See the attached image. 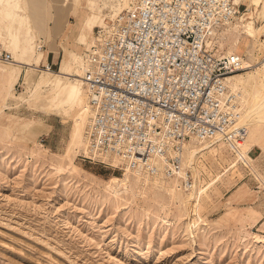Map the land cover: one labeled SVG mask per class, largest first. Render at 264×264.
I'll use <instances>...</instances> for the list:
<instances>
[{
  "label": "rangeland",
  "instance_id": "rangeland-1",
  "mask_svg": "<svg viewBox=\"0 0 264 264\" xmlns=\"http://www.w3.org/2000/svg\"><path fill=\"white\" fill-rule=\"evenodd\" d=\"M39 2L45 7L40 22L33 13ZM63 2L0 0V43L13 60L39 65L35 71L11 67L18 75L15 97L46 69L40 39L51 46L61 35L55 47L67 45L86 65L85 47L94 43V29L133 0H70L63 10L55 8ZM237 3L244 5L240 18L221 28L217 41L226 53L261 61L264 0ZM86 16L97 21L88 45L77 35ZM100 19L105 22L98 24ZM253 72L255 67L248 74ZM9 85L8 77H0V264H264V150L250 152L253 171L245 162L237 164V150L215 143L218 150L200 155L195 173L190 169V185L132 176L128 190L119 187L115 195L109 182L123 179L124 171L85 161L86 148L75 153L80 136L75 117L86 101L83 85L75 106H53L50 88L30 105L23 97L17 103L6 98ZM239 87L244 108L251 97ZM258 138L264 147V128ZM196 185L202 191L198 206L187 201Z\"/></svg>",
  "mask_w": 264,
  "mask_h": 264
},
{
  "label": "built area",
  "instance_id": "built-area-1",
  "mask_svg": "<svg viewBox=\"0 0 264 264\" xmlns=\"http://www.w3.org/2000/svg\"><path fill=\"white\" fill-rule=\"evenodd\" d=\"M234 0H140L94 29L83 84L90 116L85 161L191 183L186 145L222 138L239 150L241 94L228 79L244 57L216 54L208 42L236 21ZM13 60L0 44V65ZM118 158L119 167L112 161Z\"/></svg>",
  "mask_w": 264,
  "mask_h": 264
},
{
  "label": "bare ground",
  "instance_id": "bare-ground-1",
  "mask_svg": "<svg viewBox=\"0 0 264 264\" xmlns=\"http://www.w3.org/2000/svg\"><path fill=\"white\" fill-rule=\"evenodd\" d=\"M75 2H78V0H73ZM136 0H133L131 3L132 7L133 5H137L134 3ZM236 4L237 0H234ZM256 3L260 0H254ZM7 4L3 3V6H8V2L5 1ZM70 2V0H65L63 2V5L55 6L56 9L63 10L64 6L67 5ZM129 7V8H130ZM18 8V7H17ZM34 8L36 12H40L42 9H44V3H35ZM121 10H119L120 12ZM99 17V16H98ZM103 18L102 16H100ZM98 19V18H97ZM108 19L107 21H109ZM113 20V19H112ZM106 21V22H107ZM80 26L78 28V38H80V42L82 44L88 45L90 44V39L92 37V28L96 25L97 21L96 18L92 16H86V18L81 17ZM102 22H105L104 19H100L98 24H103ZM235 22V21H234ZM228 25H231L229 23ZM3 30V29H2ZM6 33V32H4ZM5 37V36H4ZM245 38V37H244ZM249 41L252 39H248ZM96 42V37L94 35V43ZM92 43V42H91ZM249 43V42H248ZM1 44V43H0ZM3 47V44H1ZM208 45L211 47V49L215 50L216 54H231L232 52L229 51L226 53L217 41V33L216 35L208 42ZM64 55L61 60V66L60 71L58 73H53L50 68H46L45 70H40V75L34 80L32 84H27V91L25 93H22L20 96L23 97L25 101L31 104V102L35 101L38 98L39 92H41L44 88H50V91L53 93V98L51 100V103L53 106H57L58 104H66L75 106L79 104V96L82 93V86L83 85V91L85 93L86 101L83 105V108H81V112H78L77 116L75 117L76 125H79V128H77V134H79V140L76 145V155L79 152L81 153L82 150H84L87 147L86 137L85 136V130L88 122V118L90 116V108L88 103V96L83 84V73L84 70L87 68V62L85 65V62L80 59L78 54L73 53L67 45H62ZM52 47V46H51ZM4 49V47H3ZM39 49H42L41 47ZM237 51V50H236ZM237 54V53H236ZM239 55V54H238ZM45 56V53H44ZM17 58V57H16ZM257 59V58H256ZM251 60V57L249 56L248 59L244 58V66H245V72L238 73L235 75H232L228 79V86L229 88L235 92L241 94L242 97V106H243V93L235 86L233 78L236 80V83L240 86H242L247 92L249 91L250 100L244 99V108L242 113V118L239 123V126H245L248 128V136L244 143L240 144V149L237 151V158L239 162H245L249 167L252 168L253 171H255L252 163L254 162V159L250 156V152L254 147H258L261 150H264V147L261 145V141L258 138V131L264 128V58L259 60ZM261 59V58H260ZM253 61V62H252ZM33 61H29L27 63H22L14 59L12 63L9 62H2L1 64H4L5 67L0 72V77H8L10 79V85L7 88V97L6 98H14L17 103L21 102V97H15L14 95V89L15 84L18 79L17 72L15 68L17 64H22L23 66H26V69L29 71H35V67L38 68L39 65L35 66L32 64ZM41 64V63H40ZM253 67H255V72L252 74H248ZM39 70V69H38ZM247 72V74H245ZM246 76V78H245ZM243 81H242V80ZM29 78L27 79V83H29ZM258 91V93H257ZM50 99V98H49ZM6 102V101H5ZM8 105L6 104L4 108H7ZM56 109V108H55ZM83 110V113H82ZM84 124V126H83ZM82 128H84V136L81 133ZM261 135V134H260ZM222 138H217L216 140L209 142V143H195L190 142L186 145L185 148V155H184V162L185 165L191 169L194 173L192 168L194 165L196 166L198 164V158L204 156L207 153L215 152L217 151L218 147L215 143L222 142ZM198 144V145H197ZM203 146V148H196L195 146ZM73 159V158H72ZM71 159V161H73ZM113 166L119 167L121 165V161L118 158H115L113 161ZM63 170V169H62ZM124 171V178L118 179L113 178L109 182V189L113 191V193L119 194L118 188L123 187L124 190H128V183L130 182V179L132 176L135 178H151V179H159V180H179V179H161L158 177H151L143 174H139L136 172H133L129 169H123ZM196 176V174H195ZM164 182V181H163ZM198 183V182H197ZM165 184V183H164ZM179 186H176L178 188ZM198 185H196V189L192 190L188 194L187 201H194L196 202L198 206V198L202 194V191L197 190ZM173 189V188H171ZM174 196H176L174 194ZM196 206V209H197ZM197 212V210H195ZM197 214V213H196Z\"/></svg>",
  "mask_w": 264,
  "mask_h": 264
},
{
  "label": "crops",
  "instance_id": "crops-1",
  "mask_svg": "<svg viewBox=\"0 0 264 264\" xmlns=\"http://www.w3.org/2000/svg\"><path fill=\"white\" fill-rule=\"evenodd\" d=\"M239 4H241V3H239ZM54 6H60V5H54ZM243 7H244V5L241 4L240 9L242 10ZM44 11L45 10L42 9L40 12L37 13L35 8H34V4H33V13H34V15L36 17V21H38V22L41 21V16H42V14H44ZM217 34H218V32H217ZM60 37H61V35L56 37L55 43L51 45L52 47L50 46V42L47 41L45 38H42V39L39 40L40 42H43V49L45 51H47V55H46L44 61L42 62L41 67L50 68V69L53 70L54 67L57 68V67L60 66L64 51H63V49L60 46L55 47V46H57L59 44V42H60L59 38ZM234 78H233V81H234L235 86L241 91L239 85L236 83V80Z\"/></svg>",
  "mask_w": 264,
  "mask_h": 264
}]
</instances>
